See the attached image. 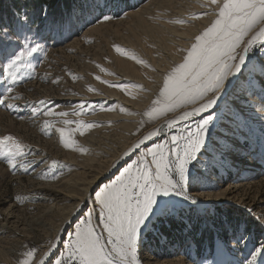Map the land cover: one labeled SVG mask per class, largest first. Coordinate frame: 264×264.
<instances>
[{"label": "snow or ice", "instance_id": "1", "mask_svg": "<svg viewBox=\"0 0 264 264\" xmlns=\"http://www.w3.org/2000/svg\"><path fill=\"white\" fill-rule=\"evenodd\" d=\"M201 7L206 10L175 21L188 24L200 18L207 19L202 28L191 34L187 47L177 48L180 61L162 73L158 93L142 114L147 119H141L131 133L137 139L110 166L115 168L123 160V165L117 169L118 175L114 179L106 178L108 182L102 186L97 184L93 189L94 196L84 195L83 202L90 201L92 207L82 213L85 218L74 228L72 224L68 225L71 229L69 238L58 254L54 251L56 243L49 242L48 251L39 260L36 259L37 247H30L22 253L18 264H142L139 250L143 239L151 235L157 225L182 219L193 209L205 216L209 214V205L202 204L192 190L197 185L205 186L201 181L205 174L231 166L232 151L237 147L234 141L251 147V137L244 132L247 125L242 109L236 110L235 100L230 104L226 98L231 95L247 103L243 93L246 88H253L251 77L257 72L261 77L259 111L264 113V0H206ZM114 8L118 11L111 14ZM121 12L123 9L119 8L118 0H92L87 7V15L92 18H83L81 27L93 21H111L119 18ZM35 19L40 23L35 24ZM69 23L65 17L53 18L44 0L35 18L23 12L16 17L15 28L0 23V45L5 41L12 43L11 38L15 36L19 49L0 62V79L5 81L0 86V105L5 109L19 110L17 104L9 101L22 99L12 93L20 82V69L33 68L31 62L25 63L27 58L46 56L48 40L59 37L63 42L70 38L64 36ZM114 48L122 56L128 54L118 45ZM131 58L137 64H145L134 55ZM96 67L105 71L98 64ZM78 78L73 75V79ZM94 78L112 88L123 90L129 86L119 81L102 80L99 75ZM58 82L59 78L52 80L53 84ZM87 91L98 92L91 85L87 86ZM90 104L81 101L71 112H66L55 111L57 106L51 101L39 100L30 111L33 117L39 114L64 118L63 125L76 124L71 132L79 131L84 135L86 130L101 126L100 123H84L67 117L79 116ZM98 107L104 110L105 104L100 103ZM120 111L130 110L122 106ZM157 120L161 123L141 134L145 123L155 124ZM43 123L52 127L48 120ZM218 129H223V133ZM57 131L65 148L74 144L65 138V128L60 127ZM255 144L264 156V129ZM24 147L13 135H0V162L10 171L25 174L34 171L44 161L29 160ZM77 150L82 154L87 151ZM56 163L52 161L43 174L37 173L38 178L56 180L58 176L53 169ZM211 207L216 208L215 205ZM225 210L228 216L220 222V227L225 233L231 230L236 243H243L247 251L243 264H264V212L254 216V209L245 207L242 214L233 217L232 209L226 206ZM74 212H82L79 205ZM250 222L260 228L258 238L251 235ZM210 255L211 261L202 257L201 264H240L227 259L229 250L224 240H220Z\"/></svg>", "mask_w": 264, "mask_h": 264}, {"label": "rangeland", "instance_id": "2", "mask_svg": "<svg viewBox=\"0 0 264 264\" xmlns=\"http://www.w3.org/2000/svg\"><path fill=\"white\" fill-rule=\"evenodd\" d=\"M148 1L118 0L119 8L123 9L119 18L103 23L93 21L91 24L81 27L83 18H92L87 15V7L92 0H73V5L62 14V17L70 21L66 25L67 30L64 33L65 37L70 38L63 39V42H60L62 38L59 37L57 40H48L45 45L47 55L41 59H37L35 55L28 57L25 63L31 62L33 68L22 67L20 69L18 73L20 82L14 87L12 94L19 95L22 99L9 101L17 104L19 110L11 112L0 105V135H13L25 146L24 150L29 160L34 158L42 159L44 163L39 164L34 171L25 174L21 171H10L5 163L0 162V251L3 250L7 257V259H4L2 252H0V264H18V261L22 258V253L30 247H37V259L43 247H49V242H52V240L47 234L51 231L50 228L53 227L54 223H58L57 217L59 214L52 210L46 213L48 216L43 214V211L46 210L51 201V196L48 195L47 190L44 188L48 185H57L59 181L63 180V176L77 168L76 162L71 159V156L75 157L76 155L81 162H83L80 159L81 157L83 159V157L90 156L89 153L93 152L92 146L98 145L99 141L98 137H90V133L97 130H105L113 127L114 123L122 122V120H99L95 117L101 113H111L115 107L119 111L122 106L124 107L116 98L108 100L106 98L107 95L104 93L106 91L115 92L128 101H137L136 99L139 98L138 94L146 92L142 83L131 79H121L119 74L117 76L113 69L108 68V65L111 63V56L117 59L122 57L130 62L134 60L131 58L133 54L129 52H127V55L122 56L115 51L114 45L121 47L120 44H112L113 41L119 42L118 29L115 23L122 21L129 13L138 10ZM116 11L118 9L114 8L111 14H115ZM30 14L35 16L36 13L33 11ZM96 14L98 15L99 13ZM102 25L108 26V28H102L101 35L89 34L86 38L83 37L84 33L90 28ZM139 32L137 30V33ZM119 33L121 32L119 31ZM105 39L112 40V45H109ZM76 40L80 41L78 45L73 43ZM7 44L6 50L3 49L4 44L0 45V62L4 61L10 54L19 51L15 41ZM98 46L102 49V52H100L101 56L99 55L101 61L96 60V62H93L92 54ZM122 48L128 51L127 47L122 46ZM92 63L98 64L105 69L104 72H101L95 66L96 70L91 71L90 79L87 80L88 85H91L98 92H89L87 87L85 91H78L77 83L86 80V76L81 71L84 66L92 65ZM73 75L79 78L73 79ZM97 75L102 80L109 82L119 81L127 83L129 86L123 90L109 87L107 84L97 81L94 78ZM30 76L32 78H29ZM116 76L118 79L115 78ZM56 78H59V82L53 84L52 80ZM251 78L253 88H246L243 93L247 103L243 99H237L233 96H231V99H227L230 104L235 100L236 110L242 109L244 123L247 125L244 128V132L251 137V147L240 141H234L237 147L232 151L231 166L218 169L211 174H205V176L201 177L202 184L205 186L197 185L193 188L192 194L197 196L202 204L209 205V214L207 216L202 212H198L197 209H193L191 213H186L182 219L174 220L178 226L182 224L185 227L181 234H178V231L173 229L171 237H176L178 238L177 240L167 239L166 235L160 230L158 231L161 225H157L158 229L153 230L152 234L149 235V239L147 235L144 237L139 250V258L142 264H201L202 257H207L208 261H211L212 255L210 253L214 251L220 240H224L227 244L229 250L227 259L239 261L240 264H243L244 257L247 254L243 243H236V240L232 238L231 230L225 233L224 229L220 227V222L228 216L225 210L226 206L233 210L231 213L233 217L237 215V212L242 214L245 207L253 208L254 212L252 215L254 216L264 212V156L260 155V149L255 144V141L261 135V130L264 129V113L259 111L261 77L257 72ZM4 84L5 81L0 79V86ZM138 85L141 88L136 87ZM104 89L106 90L105 92L103 91ZM68 90L73 92V99H67L68 96L63 95ZM253 92L255 94H252ZM157 93L158 90L152 100ZM237 93L239 95V90ZM39 100L51 101L57 106L54 109L55 111L66 112H71L72 108L78 106L81 101H89L91 104L86 106L85 111L81 112L79 116L70 115L67 118L73 121L79 119L84 123L99 122L101 126L88 129L84 135H81L79 131L71 132V129L76 128L75 123L63 125L62 120L64 118L45 117L39 114L33 117L30 108ZM100 103L105 104L104 110L98 107ZM146 109L141 112L140 121L141 119H147L142 116ZM45 120L49 121L52 125L51 128L43 123ZM158 121L160 120L155 123ZM109 122L111 123L109 124ZM153 125L145 123L141 134ZM60 127L65 128V138L74 141V144L69 148H65L60 142V134L57 131ZM218 131L223 133V129H218ZM112 134L114 133L109 135L111 136ZM110 136L100 143L111 142L113 138ZM122 142L118 141V143ZM78 148H83L87 151L82 154L77 150ZM93 153L96 154V151ZM52 161L57 162L53 169L56 171L58 178L56 180L38 178L37 173L43 174ZM200 171L203 172L202 167ZM61 172L63 173L62 175L60 174ZM116 175H118V172ZM95 186L96 184L93 187L95 188ZM229 187H235L232 194L228 192L223 193V195L219 194ZM206 195L215 197L206 198ZM17 197H19V200H17ZM211 205H215L216 208L213 209ZM90 209L91 202L82 208L81 213L76 214L72 218V220H76L80 217L75 224L84 219L85 217L82 213ZM250 223L252 237L258 238L260 236V228L254 222ZM189 225H192V227L189 228ZM165 226L168 227V225ZM65 229H69L68 226ZM65 229L60 236L61 240L58 239L56 243V250H54L56 254H58L59 250H62L64 242L69 238L71 229L68 232ZM64 235L65 238L63 240ZM203 235H210L211 240L209 242L204 241L198 254L196 253L193 238L198 239ZM62 240L63 242H61ZM249 247H251V242ZM52 259L54 260V257Z\"/></svg>", "mask_w": 264, "mask_h": 264}, {"label": "bare ground", "instance_id": "3", "mask_svg": "<svg viewBox=\"0 0 264 264\" xmlns=\"http://www.w3.org/2000/svg\"><path fill=\"white\" fill-rule=\"evenodd\" d=\"M203 4H206V0H149L138 10L129 13L122 21L115 23L118 29L119 42H112V40L109 39H105V41L109 45L120 44L121 47H127V52L142 59L145 61V64L141 65L137 64L135 60L130 62L122 57L117 59L111 56V63L108 65V68L113 69L117 76L119 74L121 79H131L132 81L142 83L146 92L138 94L139 98L136 99L137 101H128L120 94L118 95L115 92L103 90L104 92L106 91L104 94L107 95L106 98L108 100L116 98L119 100V103L124 105V108L130 111L120 113L118 108L115 107L111 113L96 115L95 117L99 120H122V122L117 124L114 123L113 127L106 128L105 130L102 129L90 133V137L99 138L98 145L92 146V150L93 152L96 151V154L90 152V156L86 158L83 157V159L81 157L80 159L83 160V162H81L76 155L75 157L70 155L71 159L76 162L77 168H74L72 172L63 176V180L59 181L57 185H48L44 188L47 190L48 195L51 196V201L46 210L43 211V214L48 216L46 213L51 210L59 214L57 217L58 223H54L53 227L50 228L51 231L47 234L52 242L57 243V238L63 234L62 232L68 224L74 221L72 218L78 214L74 212L77 205H79L81 209L86 205L83 202L84 195L90 192L92 193L91 189L94 188L93 186L95 184L97 185L106 175L113 172L114 168L110 166L117 160L122 152L137 139V137H134L131 133L138 126L141 112L149 106L154 94L159 90L162 73H164L171 64L179 62L181 59V54L177 51V48L187 47V42L191 34L207 23L206 18H200L188 24L176 23L175 21L181 18H188L192 13L205 11L206 9L201 7ZM102 26L90 28L84 33L83 37L86 38L89 34L101 35L102 28H108V26ZM137 30L140 32L137 33ZM119 31L121 33H119ZM79 42L76 40L73 43H75L74 45H78ZM100 52H102V49L98 46L92 54L93 62H96V60L101 61ZM95 66L96 64L94 63L84 66L81 73L86 76V80L77 83L76 87H78V91L86 90L89 84L87 80L90 79L89 75L91 71L96 70ZM117 76L115 78L118 79ZM63 95L68 96L67 99H71L74 96L73 92L70 90ZM226 99H231V95ZM160 123L161 120L143 133ZM110 133H114L111 135L113 138L111 142L101 144V141L108 139ZM118 141L123 142L118 143ZM84 143H86V141H84ZM124 159L126 160L127 157ZM121 161L119 163H121ZM78 164L80 165L78 166ZM234 188L235 187H229L219 194L223 195V193L226 192L232 194L233 190H235ZM208 197L215 196L206 195V198ZM48 248V246L43 247L37 260L43 256L45 251H48ZM0 252H2L4 259H7L3 250Z\"/></svg>", "mask_w": 264, "mask_h": 264}, {"label": "trees", "instance_id": "4", "mask_svg": "<svg viewBox=\"0 0 264 264\" xmlns=\"http://www.w3.org/2000/svg\"><path fill=\"white\" fill-rule=\"evenodd\" d=\"M44 2H46L47 5H49V11L53 18L62 17L63 12L67 11L68 8L74 3L73 0H44ZM41 6H42V0H0V23L10 25L12 28H15L16 17L19 14L23 12H27L30 18H35V16L30 14V12L32 13L34 11L36 13ZM39 23H40L39 19H35V24H39ZM35 24H33L32 26L34 27ZM11 39L12 41H15L16 37L13 36ZM7 43L8 42L5 41L3 46L4 50H6L8 47ZM165 225H168V227H166ZM167 228H169V230H167ZM173 229L174 230L176 229V231H178L177 233L181 234L185 230V227H183L182 224L178 226L175 221H172L162 224L158 229V231L160 230V232L166 235L167 239H169L172 238L171 234ZM147 237L149 239V235H147ZM172 239L177 240L178 238L174 237ZM193 240L196 247V253L199 254L201 245H203L204 241L209 242L211 240V236L203 235L198 239L193 238Z\"/></svg>", "mask_w": 264, "mask_h": 264}, {"label": "water", "instance_id": "5", "mask_svg": "<svg viewBox=\"0 0 264 264\" xmlns=\"http://www.w3.org/2000/svg\"><path fill=\"white\" fill-rule=\"evenodd\" d=\"M123 165V161H121V163L120 164H118V166H117V168L112 172V173H110L109 175H107L104 179H102L98 184H101L102 185V183H105L106 181H108L106 178H113L115 175H116V173L118 172L117 171V169L118 168H120L121 166ZM92 195H94V192L92 191V193H91ZM90 202V201H89ZM88 202V203H89ZM80 219V217H78L76 220H74L73 222H72V226L75 224V222L77 221V220H79ZM69 231V229H67V232ZM66 232V233H67ZM66 233H65V235H66ZM65 235H64V237H63V240H64V238H65ZM63 240L61 241V242H63Z\"/></svg>", "mask_w": 264, "mask_h": 264}, {"label": "crops", "instance_id": "6", "mask_svg": "<svg viewBox=\"0 0 264 264\" xmlns=\"http://www.w3.org/2000/svg\"><path fill=\"white\" fill-rule=\"evenodd\" d=\"M114 178H115V177H114ZM114 178H113V179H114Z\"/></svg>", "mask_w": 264, "mask_h": 264}]
</instances>
